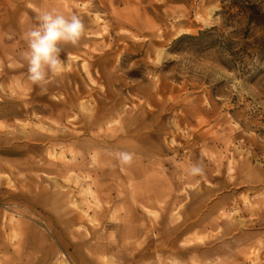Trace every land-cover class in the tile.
Wrapping results in <instances>:
<instances>
[{"label":"rangeland","instance_id":"374dc122","mask_svg":"<svg viewBox=\"0 0 264 264\" xmlns=\"http://www.w3.org/2000/svg\"><path fill=\"white\" fill-rule=\"evenodd\" d=\"M252 1L247 42L264 37ZM53 8L86 31L42 91L23 32ZM220 10L0 0V264H264V50L246 73L220 49L173 44L211 27L243 43Z\"/></svg>","mask_w":264,"mask_h":264},{"label":"clouds","instance_id":"9594fccd","mask_svg":"<svg viewBox=\"0 0 264 264\" xmlns=\"http://www.w3.org/2000/svg\"><path fill=\"white\" fill-rule=\"evenodd\" d=\"M35 23L23 32L26 48L21 53L27 65V79L42 91L50 82L51 77H60L64 74L69 63V57L61 56L64 46H77L85 34L83 20L76 14H65L57 9H44L37 13ZM12 39V34H6ZM116 159L121 165H131L134 154L120 151ZM202 164H192L189 175L202 176Z\"/></svg>","mask_w":264,"mask_h":264},{"label":"trees","instance_id":"16d2710c","mask_svg":"<svg viewBox=\"0 0 264 264\" xmlns=\"http://www.w3.org/2000/svg\"><path fill=\"white\" fill-rule=\"evenodd\" d=\"M256 1V0H255ZM256 5L252 0H221V10L219 11L220 20L224 26H234L236 29L232 35L236 40L225 38L219 33L217 27H211L201 30L197 35H183L174 41V46L187 45L199 49V51L209 50L213 48L220 49L223 53L231 56L234 62L242 72L252 71V60L258 54L254 53L255 49L264 50V37L252 38L251 26L253 15L256 14ZM178 51V50H176ZM249 59V64L246 62ZM250 66V67H249Z\"/></svg>","mask_w":264,"mask_h":264}]
</instances>
